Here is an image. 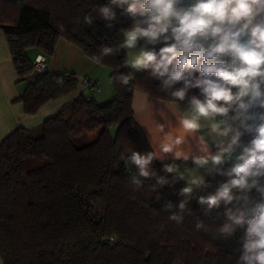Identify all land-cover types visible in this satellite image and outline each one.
<instances>
[{
    "label": "trees",
    "instance_id": "trees-1",
    "mask_svg": "<svg viewBox=\"0 0 264 264\" xmlns=\"http://www.w3.org/2000/svg\"><path fill=\"white\" fill-rule=\"evenodd\" d=\"M106 3L0 0V29L18 80L37 74L14 99L22 102L25 113H35L45 102L78 86L73 72H36L27 56L31 48L49 56L59 38L76 45L96 64L109 67L114 92L103 103L78 97L36 127H18L0 142L2 264H237L246 225L228 239L220 238L217 229L227 222L229 209L242 211L247 218L251 210L234 201L209 212L198 203L199 195L214 191L226 177L208 174V187H194L182 213L178 205L184 197L179 193L187 181L178 179L154 191L156 178L138 177L142 186L132 185L131 177L138 176V170L126 157L132 150L153 151L134 118L133 91L175 101L161 91L160 80L124 65L125 49L97 59L102 47L120 44L122 30L133 24L126 11L117 9L108 27L98 17V8ZM89 14L94 17L91 26L84 22ZM181 86L179 82L174 87ZM191 95H199V89H191ZM90 134H95L94 139H89ZM243 137L250 142L253 134L245 131ZM166 164L176 162L156 159L152 168L171 181L177 173L165 172ZM173 213L183 215V221H172ZM198 222L204 228L197 229Z\"/></svg>",
    "mask_w": 264,
    "mask_h": 264
},
{
    "label": "clouds",
    "instance_id": "clouds-1",
    "mask_svg": "<svg viewBox=\"0 0 264 264\" xmlns=\"http://www.w3.org/2000/svg\"><path fill=\"white\" fill-rule=\"evenodd\" d=\"M117 9L126 11L133 24L122 30L120 44L102 47L97 59L126 49L125 66L147 71L160 80L161 91L178 105L187 98V107L175 126L166 121L157 123L162 136L158 153L132 150L126 157L127 163L138 170V176L131 177L132 185L136 189L142 186L138 177L156 178L154 191L157 186L186 180L187 186L179 193L184 199L178 205L180 212H184L194 187H208L205 177H186L174 165L166 164L165 172L177 173L170 181L157 176L153 161H163L169 155L187 161L190 147L186 153L182 146L188 143V137L195 138L207 127L210 134L222 139L215 142L217 151L213 154L204 136L198 137L203 155H191L193 172L210 164L209 174L226 179L214 191L199 195L198 203L209 212L222 203L247 204L255 190L260 199L253 204L251 217L229 209L227 222L217 229V234L228 239L237 228L246 225L237 264H264V0H108L98 8V17L112 27ZM84 22L91 26L94 17L85 15ZM140 41L145 46L133 51ZM156 45L163 46L157 51ZM179 82L182 86L174 87ZM191 89H199V95L189 96ZM245 131L253 134L246 144L242 142ZM226 163L230 166L221 167ZM172 207L171 203L167 205L168 209ZM169 218L179 224L184 217L173 213ZM196 228H204L203 222H198Z\"/></svg>",
    "mask_w": 264,
    "mask_h": 264
},
{
    "label": "crops",
    "instance_id": "crops-1",
    "mask_svg": "<svg viewBox=\"0 0 264 264\" xmlns=\"http://www.w3.org/2000/svg\"><path fill=\"white\" fill-rule=\"evenodd\" d=\"M26 53L30 60H33L37 55L41 54L39 50L34 48L27 49ZM126 53L128 54L127 50ZM45 57L48 72H73L78 78L79 83L75 91L58 99L49 100L35 113L27 114L24 112L22 102L14 101V99L22 93L27 83L36 78L37 74L33 72L24 79L18 80L6 38L0 29V142L18 127L24 129L36 127L78 97L94 98L99 103L106 102L114 97L112 84L109 79L110 68L96 64L94 60L86 56L80 48L71 42L64 38H59L56 41L52 53L49 56L45 55ZM84 80L97 82L99 88L94 91L84 89L82 86ZM178 103L179 105L177 102L153 98L140 90H134L132 93L134 118L154 152H159V144L162 141V136L158 132L156 125L158 122L164 123L166 121L169 125L175 126L176 119L182 115V110L187 107V102ZM200 135L204 136L210 152L214 154L217 151L214 144L222 138L214 137L210 134V130L207 127L197 133L195 138L188 137V143L182 146L183 150L187 153L190 147L191 155H203L198 147V137ZM242 142L245 144L248 143L243 136ZM239 151L240 149H237V153ZM191 155L187 161L183 159H172L171 155L163 161L157 160L159 162H176V169L178 172H183L186 177L190 174H198L206 177L209 174L207 168L211 167V165L209 164L194 173L195 165L192 162ZM251 197L252 200L248 203L249 210L260 199L255 190L251 193ZM0 264H2L1 259Z\"/></svg>",
    "mask_w": 264,
    "mask_h": 264
},
{
    "label": "built area",
    "instance_id": "built-area-1",
    "mask_svg": "<svg viewBox=\"0 0 264 264\" xmlns=\"http://www.w3.org/2000/svg\"><path fill=\"white\" fill-rule=\"evenodd\" d=\"M33 70L36 72H44L47 69V62L46 57L43 54L37 55L32 60ZM84 89H87L89 91H94L99 88V84L97 82L91 81V80H84L82 84ZM254 111H259L254 109Z\"/></svg>",
    "mask_w": 264,
    "mask_h": 264
},
{
    "label": "rangeland",
    "instance_id": "rangeland-1",
    "mask_svg": "<svg viewBox=\"0 0 264 264\" xmlns=\"http://www.w3.org/2000/svg\"><path fill=\"white\" fill-rule=\"evenodd\" d=\"M144 46V42L143 41H140L139 42V44H138V47H137V49H135V50H133V51H135V52H138L139 50H140V47H143ZM127 52H128V50H127ZM128 55V54H127ZM101 85V84H100ZM94 137H95V134H90L89 135V139L91 140V139H94ZM206 178V177H205ZM244 203V202H243ZM244 205L247 207V208H249V204L247 203V204H245L244 203Z\"/></svg>",
    "mask_w": 264,
    "mask_h": 264
}]
</instances>
